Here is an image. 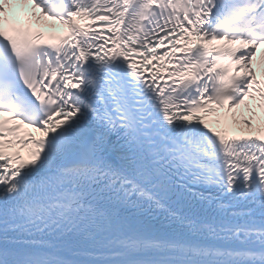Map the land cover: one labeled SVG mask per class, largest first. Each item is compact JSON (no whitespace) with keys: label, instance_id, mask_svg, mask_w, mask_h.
Listing matches in <instances>:
<instances>
[{"label":"snow or ice","instance_id":"1","mask_svg":"<svg viewBox=\"0 0 264 264\" xmlns=\"http://www.w3.org/2000/svg\"><path fill=\"white\" fill-rule=\"evenodd\" d=\"M19 2L25 23L0 0V264H264V0Z\"/></svg>","mask_w":264,"mask_h":264},{"label":"bare ground","instance_id":"2","mask_svg":"<svg viewBox=\"0 0 264 264\" xmlns=\"http://www.w3.org/2000/svg\"><path fill=\"white\" fill-rule=\"evenodd\" d=\"M256 122H254V125H255Z\"/></svg>","mask_w":264,"mask_h":264}]
</instances>
